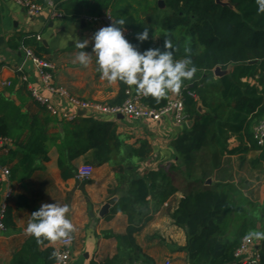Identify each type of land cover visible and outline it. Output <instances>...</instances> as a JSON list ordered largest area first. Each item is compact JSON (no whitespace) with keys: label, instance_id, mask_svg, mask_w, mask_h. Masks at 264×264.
Instances as JSON below:
<instances>
[{"label":"trees","instance_id":"1","mask_svg":"<svg viewBox=\"0 0 264 264\" xmlns=\"http://www.w3.org/2000/svg\"><path fill=\"white\" fill-rule=\"evenodd\" d=\"M157 1L152 0L150 7V2L142 7L144 17L138 14L119 17L109 11L110 0L85 2V10L61 5L65 18L82 14L102 16L109 12L114 21L126 19L123 28L130 31V43L141 52L157 47L163 51L165 38L171 39L176 60L184 58L185 48H189L191 66L196 69L194 75L200 76L180 90L187 121L192 124L183 125L169 144L175 160L146 176H129L130 188L112 209L128 215L126 233L115 236L118 251L103 263L91 259L87 264H134L139 259L143 264H152L138 252L133 239L138 220H144L138 217V212L135 215L136 208L140 207L144 214L150 196L162 204L178 189L182 197L171 216L186 231V244L180 250L185 251L188 264H232L241 238L255 231L257 221L261 223L259 232H264V203L254 207L260 209L256 219L249 214L237 230L225 234L222 224L229 201L238 195L226 186L206 185L205 181L220 168L226 155L260 149L259 157L264 160V148L253 138L254 126L264 119V15L257 14L255 0H221L232 8L214 0H163L164 9L158 7ZM145 27L149 28V39L138 42L135 35ZM10 46L15 48L18 44L12 40ZM228 65H232L228 74L214 77L212 71L216 66L226 69ZM119 86L118 97L108 104L127 99L131 87L120 82ZM12 88L13 85L8 91ZM141 101L155 109L167 102L166 96L143 95ZM36 104L38 111L30 115L0 95V136L11 145L8 149L0 148L6 151L0 154V168L9 169L12 179H28L36 169L37 158L48 160L52 146L57 150V167L64 179L72 176L73 162L80 157L93 166L111 164L119 181L128 176L127 167L135 165L134 159L141 162L150 158L152 148L148 142L141 141L137 147L125 144L113 121L89 115L59 119L46 106ZM199 104L203 112L198 110ZM2 186L0 178V190ZM2 221L6 229H14L9 205ZM46 245L47 240L37 243L30 236L10 264H52L55 250ZM258 251L257 264H264V239H260Z\"/></svg>","mask_w":264,"mask_h":264},{"label":"crops","instance_id":"2","mask_svg":"<svg viewBox=\"0 0 264 264\" xmlns=\"http://www.w3.org/2000/svg\"><path fill=\"white\" fill-rule=\"evenodd\" d=\"M31 1L44 8L36 16L28 15L27 10L13 0H0V95L13 101L21 107L22 112L30 115L38 111V102L34 100L31 88L49 96L43 90L44 82L39 76L34 58L27 55V51H30L35 57L52 65V86L63 88L72 97L83 101H115L120 90L119 82L110 84L101 80L94 57L86 68L75 61V54L80 51L76 43L88 40L89 44L83 50L91 53V37L95 31L105 27V23L102 20H85V14L65 18L62 13L64 8L61 5L71 6L69 8L73 10H85V2L94 0ZM151 1L110 0L109 11L119 17L137 14L144 17L142 7L148 2L150 7ZM48 3L55 5L56 10L62 14L61 17H50ZM12 40L18 47L10 46ZM7 82L10 84L7 85ZM12 85L13 88L8 91ZM131 92L138 94L133 87ZM176 95L177 93L169 92L166 100ZM50 99L57 105L56 98L50 96ZM96 118L115 122L125 144L137 147L141 141H147L152 148L149 160L138 162L134 159L135 165L127 167L128 176L124 175L119 181L111 164L93 166L80 157L73 162L75 171L72 176L64 179L57 167V150L54 146L50 147L48 160L37 158L36 169L28 179L20 181L9 177L11 197L8 205L12 209L14 229L5 228L0 231V264H10L14 254L30 237L25 234L29 215L38 210L41 204L54 202L68 205L70 211L67 216L75 227V231L70 234L72 258L69 264H87L91 259L103 263L116 255L119 245L115 236L124 235L129 223L126 213L119 210L112 212V209L130 188L129 176H146L148 172L167 167L175 160L169 144L181 132L182 126L176 125L171 115L158 122L103 115H97ZM260 152L257 149L224 156L220 168L211 177L212 185L226 186L238 195V198H231L229 201L222 224L225 234L237 230L241 221L249 214L256 219V213L260 209H255V206H262L264 203V160L260 159ZM2 153L6 151H0ZM87 164L93 167L92 177L87 180L76 179L77 169ZM2 191L3 186L0 194ZM112 197H117L115 205L108 214L100 217L102 205ZM181 197L182 192L178 189L162 204L150 196L144 214L140 207L136 208L135 215L138 212V217L144 220H138L133 239L139 248L138 252L148 257L152 264H163L166 260L171 264H188L185 251L180 250L186 244V231L176 225L171 216ZM254 228L255 231L261 230V223L257 221ZM259 241L260 239H255L254 242V249L257 251ZM59 242L60 240L47 241L46 246H51L56 251ZM135 261L141 262V259Z\"/></svg>","mask_w":264,"mask_h":264},{"label":"clouds","instance_id":"3","mask_svg":"<svg viewBox=\"0 0 264 264\" xmlns=\"http://www.w3.org/2000/svg\"><path fill=\"white\" fill-rule=\"evenodd\" d=\"M258 15H264V0H255ZM126 19L112 21L109 26L95 31L91 37L92 51L85 52L89 41L77 42L80 49L75 54V61L88 67L95 58L96 69L101 80L110 84L123 83L143 96L161 98L169 92L179 93L185 80H190L195 67L190 57L191 50L185 48V57L174 59L175 47L169 38H165L162 51L160 48H149L143 52L129 42L124 35L123 26ZM138 42L149 39V28L135 35ZM68 205L58 203L41 204L38 210L31 213L25 228V234L36 239L37 243L45 240L56 242L70 238L75 227L67 214ZM247 238L264 239V232L253 231ZM57 255L53 252V256Z\"/></svg>","mask_w":264,"mask_h":264},{"label":"built area","instance_id":"4","mask_svg":"<svg viewBox=\"0 0 264 264\" xmlns=\"http://www.w3.org/2000/svg\"><path fill=\"white\" fill-rule=\"evenodd\" d=\"M27 10L28 15L36 16L44 8L34 4L30 0H13ZM50 17L56 18L61 17V13L56 10V7L52 3H48ZM85 20L97 21L102 20L106 26H109L113 17L109 12L105 13L102 16H85ZM124 29V35L126 39L129 40L130 31ZM27 55L34 58L37 66L38 73L41 79L44 82V89L47 91L49 96L44 95L41 91L31 88V94L35 101L47 107L49 112L59 119L72 120L77 117V111H85L86 115L97 117V115L103 116H112L116 117L117 115H122L124 118L129 120H146L150 122H158L165 117L171 115L173 121L178 126H183L187 122V115L185 113V105L181 92H179L174 98L167 100L166 104L160 108H151L145 105L141 101L142 95L140 94H131L127 92L128 97L125 101L119 104H108V103H97V102H88L72 97L68 92L60 87H55L51 85L52 74L50 70L52 65L45 60L35 57L30 51H27ZM7 85L10 83L7 82ZM191 96L195 97L193 92L189 93ZM50 96H53L57 99V105H54L50 99ZM253 138L256 143L263 147L264 146V119H262L257 125L253 128ZM8 149L10 147V141L0 136V148ZM93 167L91 165H83L79 167L75 173V178L78 180H87L92 177ZM0 176L3 181V196L0 203V231L4 230L3 224V215L5 209L8 205V201L11 197V190L9 188V169L6 167L0 168ZM248 236V235H247ZM244 236L241 238L238 247L234 252V261L232 264H257L260 261V255L256 249H254L255 238H247ZM60 245L56 249L57 255L52 264H69L72 258L71 245L72 238H65L60 240ZM134 264H143L141 262H136ZM164 264H169V261L166 260Z\"/></svg>","mask_w":264,"mask_h":264},{"label":"water","instance_id":"5","mask_svg":"<svg viewBox=\"0 0 264 264\" xmlns=\"http://www.w3.org/2000/svg\"><path fill=\"white\" fill-rule=\"evenodd\" d=\"M214 1H215V3L218 4V5H222V6H230L229 3H227V2H222L221 0H214ZM157 4H158V7H159L160 9H164V8H165L164 1H163V0H158V1H157ZM230 7H231V6H230ZM231 8H232V7H231ZM231 67H232V65H228V66L226 67V69H222L221 67L216 66V67L213 69V71H212L214 77L219 78V77H222V76L228 74L229 71L231 70ZM198 110H199L200 112H203V111H204V108L199 104V105H198ZM77 115H78V116H84V115H86V112H85V111H78V112H77ZM116 117L119 118V119H123V118H124L122 115H117ZM191 124H192V121H190V120L186 122V125H187V126H190ZM211 183H212V179H211V178L206 179V181H205V184H206V185H211ZM2 196H3V191H2V193L0 194V203H1V201H2ZM116 201H117V197H112V198H110L109 200H107V201L102 205V207H101V209H100V211H99V216H100V217H103V216H105L106 214H108L110 208H111L112 206L115 205Z\"/></svg>","mask_w":264,"mask_h":264},{"label":"rangeland","instance_id":"6","mask_svg":"<svg viewBox=\"0 0 264 264\" xmlns=\"http://www.w3.org/2000/svg\"><path fill=\"white\" fill-rule=\"evenodd\" d=\"M196 77L198 78V77H200V76L195 74L194 77H192L190 80H185V81L183 82V84H185V83H186V84H191L192 81H193L194 79L196 80ZM246 213H249V211H248V212L246 211ZM163 264H164V263H163ZM169 264H171L170 261H169Z\"/></svg>","mask_w":264,"mask_h":264}]
</instances>
